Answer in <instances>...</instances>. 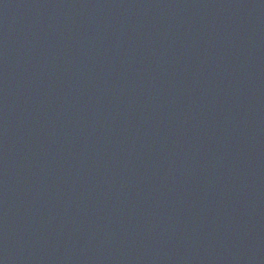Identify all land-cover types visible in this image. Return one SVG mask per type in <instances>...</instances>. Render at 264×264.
<instances>
[{"label": "water", "instance_id": "water-1", "mask_svg": "<svg viewBox=\"0 0 264 264\" xmlns=\"http://www.w3.org/2000/svg\"><path fill=\"white\" fill-rule=\"evenodd\" d=\"M0 264H264V0H0Z\"/></svg>", "mask_w": 264, "mask_h": 264}]
</instances>
